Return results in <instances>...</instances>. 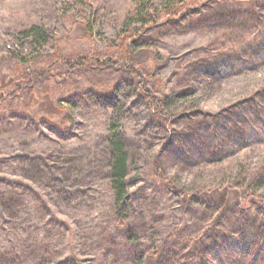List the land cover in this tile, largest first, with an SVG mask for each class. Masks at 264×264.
Listing matches in <instances>:
<instances>
[{"label": "rangeland", "instance_id": "374dc122", "mask_svg": "<svg viewBox=\"0 0 264 264\" xmlns=\"http://www.w3.org/2000/svg\"><path fill=\"white\" fill-rule=\"evenodd\" d=\"M136 1L0 0V264H132L120 242L154 264L208 226L260 230L264 255L263 206L238 211L243 193L264 197V58L239 43L264 41V0L178 1L177 17L145 0L146 25ZM114 134L130 239L116 228Z\"/></svg>", "mask_w": 264, "mask_h": 264}, {"label": "trees", "instance_id": "16d2710c", "mask_svg": "<svg viewBox=\"0 0 264 264\" xmlns=\"http://www.w3.org/2000/svg\"><path fill=\"white\" fill-rule=\"evenodd\" d=\"M178 1L184 2L185 0H162V2H160L159 4L161 5L166 4V6H164L165 9L160 11V13L166 12V14H172V16H175L174 11ZM147 4L149 3L148 1L145 0H143L142 2H137V1L135 2V6L133 9V16H132V18H135V22L133 23L139 22V24L141 25H146L147 23H150V21H152L151 18L154 14L149 9V6H147ZM259 4L261 6H264L263 2L261 3L259 2ZM161 5L159 6L160 9L162 8ZM253 7L262 9L260 6H253ZM156 11H158V9H156ZM254 16H255L253 18L254 23L259 24L257 20L260 18L262 19V21H264V12L257 10ZM167 19H171V18H167ZM164 22H166V19ZM30 32L34 34V36H36L38 40L44 41L43 40L44 34L42 33L41 30L37 28H32L30 29ZM256 36L264 37V29L258 30ZM137 41L138 40L133 39L131 42L132 46L131 45L126 46V52H128V49L134 47ZM252 41L253 40L250 39L247 40L243 39L242 42L239 41V43H243L242 48H249L253 51H257L258 55H260V58L263 59L264 41L254 40L255 42L251 44ZM121 45L123 46V47L121 46V48L124 53L125 52L124 51L125 49H123L124 43H122ZM126 52L124 54L128 56ZM162 103L165 108L167 103L165 101H163ZM259 109L263 110L262 108ZM258 111L260 110L254 109L253 112H250V117H254L256 120L257 119L260 120V118L256 115ZM261 114L262 113H260V116ZM110 143L113 149L112 155L110 156V167H111L110 186L115 194V208H116L115 219L117 220L116 223H118L116 228L120 230V232H122L127 239L128 238L130 239L132 230H134V228L132 225H129L130 222L126 223L125 220L126 218L125 212L128 210V192L126 189V176H127L126 154L124 151V147L121 144L119 137L116 136V134L112 135ZM159 179L162 180L161 178ZM262 181L263 179H261L258 182H262ZM163 183L167 184V182L165 181H163ZM181 193L182 192H179V194ZM243 194L244 195H242L238 199L239 203L237 202L238 211H246L245 208H247L250 205V203L252 204V199L254 197H255L254 199L259 202L260 206H263L262 208L264 210V197L256 195L251 191H247L246 193ZM208 227L202 228L201 231L203 233L198 235L196 239H192V238L188 239V240H193L192 242H188L189 245L193 243L191 247L189 246L183 247V250H180V247L174 248L173 250L168 248L166 252L161 251L159 254V259L157 260L156 258L154 264H264L263 253L261 254L257 252L253 248V245H251L252 242H254V247L256 248L257 244L259 243V239L262 238L261 233L259 232L260 230L258 232L248 233L249 239L245 240V238L243 239L242 229L240 227H238L237 229V227L233 226L232 228L235 227L236 229L234 228L233 232L230 233L229 237H227L226 239L222 237L223 234L221 233L212 234V236L216 238L218 241L217 246H213L212 244H209V238L212 237L210 236L212 232L209 233L205 231L208 229ZM219 236H221L222 238H219ZM261 242L262 239L260 243ZM120 243L117 245L116 252L119 255H121L128 263L147 264L146 254H145L146 250H141V249L138 250L132 247L127 249L122 242ZM175 245H178V243L173 244V246ZM182 253H185V256L181 260L180 257H182Z\"/></svg>", "mask_w": 264, "mask_h": 264}]
</instances>
